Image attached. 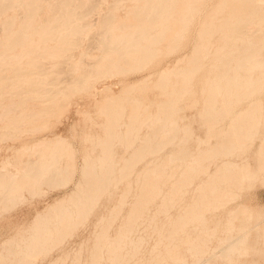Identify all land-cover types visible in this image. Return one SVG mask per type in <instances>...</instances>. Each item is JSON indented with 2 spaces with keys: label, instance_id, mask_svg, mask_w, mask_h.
Listing matches in <instances>:
<instances>
[{
  "label": "rangeland",
  "instance_id": "1",
  "mask_svg": "<svg viewBox=\"0 0 264 264\" xmlns=\"http://www.w3.org/2000/svg\"><path fill=\"white\" fill-rule=\"evenodd\" d=\"M51 1H53V0H51ZM89 1H91V0H88V2ZM99 1L93 0L94 3L92 1L88 3L87 0H85L86 3L83 2L84 3L83 5L87 8L94 6V9L89 10L87 12L88 16H86L85 19L83 20V22L87 21L90 24V27L87 30L88 35H90L91 33L92 34L89 36V38L86 37V36H88L86 34L84 36H82L81 37L82 39L80 38V40H81L80 46H77L71 50V52L69 53L71 56L70 55H68V56L71 57V61H73V62L78 60L80 57V53L82 51H84L85 55H83V57H82V59H84V63L87 61L86 62L87 64L89 63L91 65L93 63L91 66H94V63L96 62V59H97L96 57H98L99 53H97L98 51H95V48H94L92 43H93L94 39L97 38L96 36H98V34H97V33H99L98 30L102 29L101 25L99 26V22H101L100 19L102 18L103 13L105 14L107 11V8H109L107 6H110L113 9L112 12L114 14V22L118 23L122 19H125L128 17L127 15H129L131 13V11H130V10H132L131 8L134 9L135 7H138L141 5V1H139L137 3L136 0L135 1L134 0H131V1L130 0H119L120 2H118V4L116 2V5L112 4V6H111V3L113 2L112 0H99ZM116 1H118V0H116ZM181 1H180V3H181ZM238 1L239 0H237V1L236 0H234V1L233 0H194V1L188 0L187 1L186 0V2H184V0H183L182 4H179V6L177 5L172 9V12L170 10L171 13L168 12V15H171V16H168L167 21L165 20V22L166 23L168 22L169 27L167 28V30L164 31L163 38L161 39V42L159 40L160 43L158 42V43H156L157 45H155V44L153 45V47H155V49L159 48V49H156V53H155L156 55H154L149 60V62H147V64H143L144 66H141L139 69L136 68L135 70L131 69V71L127 70V71H124L123 73L121 72V73H115V74L110 75V76H104V77H99V78L97 77V79L95 78L96 80L94 79L93 82H91L90 86H88L87 88L76 90V91H74L75 93L72 92L73 94L70 93L69 96L67 97L66 101L62 102L63 104H61L60 106H58V105H59L61 98L60 97L57 98L58 103H57V101H54V103L56 102L58 105L56 103L53 104L55 106L51 109L52 111L51 110L47 111V109L51 108V107H48V105L46 106L47 109H43L44 112L42 109L38 110V108L42 104V102H40V100H38V101L28 100V101H25L21 105V107L19 108L18 114H26V113L28 114V112H29V114H28V117L23 120V122H25V123H22V127H21L22 129L19 132L15 133V136H11V137H8L7 139L0 140V168L3 166L2 163L5 164L7 162H10L8 164H5V166H6L5 169L9 170L10 172L17 171L15 169H17L18 166H20L21 164L23 165V163L26 164L28 159H30V154H29L30 150L29 149L33 148L32 145L38 142L37 144H39V143L40 144L35 145L36 147H38V148H36V151H37V153L39 152L38 154H40V155L42 154L41 156L43 158L46 156L44 158L45 163H46V160L47 161L49 160V157L51 158V156H54V155H56V153H58L57 154L58 156L56 159L57 163L52 167V169L54 167L55 168L52 171H51V169H49L47 171L46 175L52 176V173H54L55 171H57L60 168L61 169L55 175L56 183L46 180V181H44L43 184L40 185V187L38 189L40 191L37 190V192H35V194L33 193L32 195L26 190L23 191V198L20 200H16L13 203L7 202V204L12 205V207L10 206L9 208H7L5 210L4 209L2 210L3 203L0 204V253H1L0 254V261L5 260V261H7V263H10L11 257L13 256L10 252L19 251L24 247L23 240L28 239L30 237V235L32 234V224L35 221L37 214H41V213L42 214H48L49 207L52 206L53 204H56L57 202H59V200L61 201L60 202L61 208L69 207L70 210L73 211V217L74 218L76 217L77 213L74 212L75 206L73 205L71 199L73 197H75V198L77 197L75 193H79V194L83 193L85 186H86L85 175L83 174V168L89 164L90 167H95L96 173H98V174L100 173L99 174L100 176H102V173L104 170L106 172V169L109 168L108 179L105 182L106 184H104L105 188H103L102 193L98 196L97 201L88 210L86 217L83 219L82 223L77 225L75 228H72L71 230H69L68 231L69 233L68 232L66 233L67 236H66V234L64 235L65 239L63 238V241L60 244L54 245L46 254L38 255L32 264H49V262H51V260L52 261L55 260L54 261L55 264H58V263L60 264L61 261L63 262V264H91L92 263L91 262L92 254L91 253L93 252V250L96 249L95 244H94L95 239H96L95 233L100 231L103 228V227H101L103 225H106V227H107L105 229L107 232V233L106 232L105 233L107 235L105 234L104 237L108 236V239L110 238V240L113 239V237L115 235H119V237H120V235L122 234L120 237V240L117 238L118 236L117 237L115 236L116 238L114 237L115 240L116 239L119 240L118 241L119 244L117 243V245H116L117 241H115L114 245L116 246V248L117 247L118 248L117 249L113 248L114 249L113 252L116 250L117 252H119L120 255H119V257L117 256L118 253H117V255H115L118 258H116L114 255H112V254H116V252L110 253V250H112V249L109 250V248L107 247V245L109 246V244L112 242V240H111V242L109 240V244H107L108 241H107V243L105 242L106 241L105 239H107V238L103 239L104 237H102L101 239L103 241L100 240L101 242L99 243L101 246L93 254L94 257L98 256V258L96 257L98 262L95 261L96 260L95 259V260H92L93 261L92 264H95V263H97V264H99V263L100 264H112L113 262L115 263L112 256L115 257L116 259H118L119 264H142V263L144 264L145 262L148 263L149 260H150V264H153L154 263L153 261L155 258L156 259H155L154 264H176V263H179V264L202 263L203 264V262H204V264H264V177H263L264 176V170H261L259 168L260 164H261L259 162L262 161V158H261V161L259 160L260 159V156H259L260 150L259 149H261L260 148L261 146L259 147V145H261L260 142H262V144H264L263 143L264 142V78H262L263 83H261V85L259 87L260 89L258 87L253 89V90H255V92H253V90H252V93L251 92L247 93V92H249V90H246V88H244V90H246V96L242 97V99L240 98L239 102H238V100L236 101V99L231 98L230 100H235V101H234V103L230 101L232 104L228 103V104H231L229 106L230 110H228L229 108L227 109L228 105L225 103L226 102L225 97H224V99H222L223 96H226L223 94V93H225L224 90H221L219 93L221 95V92L223 91V93H222L223 95H221V98H220V95L217 96V98H216L217 102H216V100H215V103L214 102L212 103V101L210 102L209 100L206 101L207 100L206 96H208V94H209L208 92H206L207 88L209 86L208 84H210V82L215 77V76L214 77H212V76L215 75V73L218 74L219 70L221 68H223V66L225 67L226 64H229L230 73H232L233 69H231V68H235L234 65L242 58L243 55H245L248 52L246 50L250 47H254L256 49L255 55L257 57L264 59V47H263L264 46V36H263L264 35V21H263V19L264 18L261 16L264 14V13H262L264 11L260 12L261 10H263L262 8L264 7L263 6L264 4H262V3H264V2L261 3L260 1H249V0H243V2H242V0H241L242 4L240 1H239V3H240L239 4ZM246 1H248V2H246ZM134 2L137 4H135ZM191 2H193V5H191L192 4ZM244 2H246V3H244ZM46 3H48L49 5L46 6ZM91 3H93V4H91ZM184 3H186L187 5ZM194 3H195V6H194ZM219 3H221V4H219ZM235 3H236V5L239 4L240 7L236 6L237 8H235ZM251 3L254 4V7L259 8L257 10L260 12V14L258 13V11H257V14L254 12V11H256L255 10L256 8H254L253 4L251 5ZM257 3H259L260 6ZM50 4H51L50 0L43 1L44 7H43V10L39 13V15H37L38 21L39 20L43 21L48 17V15L50 14V11H49L50 8L48 9L47 7H49ZM88 4H89V6H88ZM132 4L134 6L135 5L136 6L134 7V6H132ZM217 4H218V6H216ZM248 4H250V5H248ZM113 5H114V7H113ZM183 5H185V6L189 5L188 7L193 6L196 9L193 10L194 13H192V15L191 14L189 15L190 16V18L188 17L189 21L182 28V30H180L178 32L179 37L177 38L176 43H174L175 38L173 39V37L175 36V33H174L175 28L173 25L181 17V14H183V13H181ZM245 5L248 7H245ZM185 6L183 7V9L187 8ZM261 6H263V7H261ZM242 7L246 8V9H244V11H245L244 14L247 15L250 13L249 15L255 14L256 16L253 15V17H252V15H251L252 18L250 16L248 17L249 19L247 18L249 28L245 29V31H247L246 33L250 32V34L248 35L246 33H243L237 39L236 37H232L231 34H234L235 27H236L235 24H236V17L237 16L235 13L238 11L237 9H239V8H241V10L243 11ZM248 8H250V10H252V8H254V11L252 10L249 12ZM228 9H230V11ZM232 9L234 10L233 12H231ZM247 9H248V11L246 13ZM214 10H216V12ZM239 11H240V9H239ZM242 11H240L239 14L240 13L243 14ZM231 13L232 14L234 13L235 16L233 15L234 16L233 17L231 15ZM6 15H15L16 18H15L14 25L16 26L18 24V21H19L18 20L19 19L18 18V15H19L18 8L17 9L13 8V9L7 11L1 18L3 19L4 16H6ZM237 15H238V13H237ZM177 16L179 17L178 19H177ZM226 16L228 19H226ZM257 16L262 17L261 18L262 21L260 20V22H259L258 20L260 17L258 18ZM1 18H0V22L2 21ZM255 18H257V19H255ZM212 19H213V21H212ZM208 20H210V21H208ZM257 21L259 23H257ZM225 23L228 25H226ZM231 23H233V24H231ZM252 23L253 24L257 23V24L253 25ZM248 25H247V27H248ZM251 25H253V26H251ZM98 27H100V29ZM159 28H160V26H157L156 28H154L152 30V32H155V30L158 31ZM250 29H254L253 30L254 32L252 30L250 31ZM251 37H253L252 40H251ZM172 39H173V43L175 45L174 44L170 45L172 42L170 44H168ZM205 39H206V41H205ZM241 39L243 40L244 43L240 42ZM248 40L251 44L248 42ZM258 42H261V43L258 44ZM201 43H203V44H201ZM254 45L258 47V50H257V47H255ZM258 45L260 46V48ZM88 46H90V49H88L89 48ZM167 47L169 50H167ZM242 51H244V52H242ZM95 52H96V54H95ZM226 53L228 55H226ZM236 53H237L238 57H237V55H235ZM241 53H242V55H241ZM86 55H88L89 57L90 56L93 57V55H94L96 57H93V59H92L93 62H92L90 59L91 57L90 58L89 57L84 58ZM190 57L191 58L193 57V59L199 60L198 62H197V60L195 61L198 64V66H197V64L195 63V65H196L195 70H197V71L194 72V74L192 75V77L188 83V86H187L188 89H187L186 93H184L181 96L178 103L176 104V106H178L176 112L173 114L172 117H170L166 120V125L164 127H162L161 129H157V128H155L154 123L151 122L152 125L149 123H150V121H152V119L156 115L162 116L161 115L162 113L159 111L158 108L159 107L162 108L164 102H166V100L168 99L165 96H168V94H169L168 92L170 91L169 88L172 87V89L173 88L176 89V88H178V84H181V75L179 74V72L182 73L181 71H183L184 68L185 69L191 68L193 66L194 61ZM58 58L64 59V56H59ZM94 58H96V59H94ZM217 58H218V60H217ZM223 58H225V60H227V61L229 60L228 61L229 63H226L227 61L224 60V61H222V62H224L222 65L220 60H223ZM190 59L193 61L192 63L190 61H188ZM94 60H95V62H94ZM187 61H188V63H187ZM200 61L202 62V64ZM212 61H215V63H213ZM217 61H219L221 64H219V62H217ZM233 62H235V63H233ZM212 63L215 64V66H212L211 65ZM216 63L222 67L221 68L219 66L217 67ZM97 64H98V62H97ZM199 64H201V65H199ZM45 65L49 66L50 63L47 61L45 63ZM90 65H87V66H90ZM210 66L212 67V72H214V74L212 72H210L211 71ZM66 67H68V64H66V65L63 64L61 67H59V68H62V70H61V72H58V74L62 78L64 76L67 77V75L69 73H71L72 76H75V75L77 76V73L79 74L78 70H75V71L74 70L73 71L67 70L68 68H66ZM172 67H175V68L171 69ZM179 67H180V69H179ZM59 68H57V69L59 70ZM214 69L216 72L214 71ZM263 69L264 68H261L260 70L262 71ZM171 70H172V72H171ZM223 70H221L220 73ZM242 70H244V68H242L241 70L238 71V72H240L238 75L239 78L237 77V79H239V81H240V79H242L243 76H245V75H247V73H249V72H247L248 70H246V68L244 71H242ZM68 71H69V73H68ZM70 71H72V72H70ZM261 71H259L258 68H257V70H256V68L253 69L252 76L253 77H256L257 75L261 76L259 74L260 73L264 74V70L262 72ZM163 72H167L168 74H170V77H169L170 79H169L168 84L166 86V89L167 88L169 89V90L167 89L168 90L167 93H164L167 90L161 92V89L158 87V84H157L161 74L163 75ZM158 74H160V76ZM174 74L179 76V77L177 76L178 77V79H177L178 83L177 84L175 83L177 77L176 76L174 77ZM210 76H211V78L208 79L207 77H210ZM155 80H156V82H155ZM127 85H132L133 87L131 86L132 87L131 88L130 86H127ZM125 87L131 88V89H128L129 90L128 91L125 89ZM204 87H206V89ZM201 89H203V90H201ZM125 90L128 92H126ZM244 90H242V91H244ZM205 94H206V96H204ZM248 94H250V96ZM126 95H129V96L132 95V96H130V98L138 99V100H136L138 102V108H137L136 113L140 114L137 116V119L134 122V128L131 130L130 133L126 132L127 128H125V127L127 126L128 121H129L128 115L131 114L133 109H132V106L129 104L130 102H128L125 99ZM113 96H116V97L119 96L120 97V98H116L117 99L116 101L120 100L121 102H120L119 106L115 107V110L120 112L121 116H120V120H119V126L116 130L117 136L112 141L113 147H112L111 151L108 153L107 159L102 162V159L104 156L103 154H105V153L102 152V149H100L101 146L99 144V140L103 139V137L105 135L104 124L107 122V114L104 113L102 111V109L105 107L106 101L108 102L109 97L111 98ZM203 98L206 99L205 102L203 101ZM255 98H257L258 100ZM221 100H224V103H223L224 106L223 107H226V109L229 112L226 113V111H225L226 109L221 108V106L223 105L222 104L220 106V102H222ZM252 101H254V102H252ZM7 102H8L7 98L5 100H2V101L0 99V103H2V104H6ZM206 102L211 103L210 106H212V104H214L213 106L215 109L221 110V112L218 111L220 113L215 114V118L217 119V121H216L217 125L215 127V124H214L213 133L218 131V132H216V134L217 133L220 134V131H222L221 133L228 134V130H230V128H227L228 126L230 127V126L234 125V123L236 124L237 122H238L237 125L245 124V122L242 123L243 119H241L242 117L240 118V116H239V114H240L239 110L241 111L244 108L246 110L245 113L247 114L248 109L252 107V106L250 107L248 105L249 103L250 104L254 103L253 105H255L257 107L256 111L253 108L252 112L254 113V111H255V116L258 117L257 120L259 122L255 121L256 123H258V125L255 124V125H257V128L255 126V130L256 129L257 130H256V132L254 131V135H253L251 140H248V141L245 140V143L243 141L236 140V142H235L236 148H235L233 154L229 157L218 155V156H216V158H212L211 161L209 160L210 157L208 160L203 159L201 166L203 164L204 165L201 168H203L206 165L205 167L208 166L207 167L208 169L207 168H206L207 170L202 169L204 172L199 174V172L201 171L199 168L200 166H199L196 169L199 168L200 171L198 170V172L196 174L195 173L196 172L195 171L196 165L194 164L195 163L194 161H196V159H197L196 155L200 156L201 153L204 155V154H206L205 149L208 150L210 147H212L216 144H219L220 139H221V142H223V139L226 140L225 139L226 137L224 138L223 134H220V136H217L218 135L217 134L216 137H212L214 135H212V136L209 135L210 138L207 141L208 134H210L208 132H210V131L206 132V128L207 127L210 128L211 120H210V116L208 115L209 112L207 113V111H209L207 109L208 108L210 109V106H208L209 103H206ZM235 102H237V103H235ZM44 103L47 104V102H43L42 107H40V108H45V107H43V105L45 106ZM122 104H124V105H122ZM121 105H122V107H121ZM157 106H158V108H157ZM205 106H208V107H205ZM217 106L219 107V109ZM56 107H57V109H56ZM118 107H120V108H118ZM154 107H156V108H154ZM245 107H247V109ZM34 110H35V112H32ZM245 110H242V111H245ZM140 111H142V112H140ZM222 111L223 112L225 111L224 114L222 113ZM30 112L32 114L33 113L34 114L30 115L31 114ZM41 112H43V113H41ZM47 112H48V114L46 115ZM159 112H160V114H159ZM216 112L217 111H215V113ZM252 112H250V113H252ZM39 113H41L40 116H39ZM205 113H207V114H205ZM258 113H260V115H259L260 117L258 116ZM18 114H16V115H18ZM42 114H43V116H42ZM200 115H201V117H200ZM218 115H219V117H218ZM242 115H243V113H242ZM10 116L8 115V116L0 119V127H1L0 131L3 130V127L8 122L7 118H9ZM30 117L31 118L33 117V119L31 120ZM203 117H207V118L205 119ZM232 117H238L241 120L239 121L238 118H232ZM246 117H245L244 121L246 120ZM211 118H213V117H211ZM219 118H223V119L221 121H218ZM254 118L255 117L253 114V118L251 117V120H249V118H248L246 122H248V121L251 122L252 120L254 121ZM45 119H48V120L45 121ZM149 119H150V121H149ZM233 119H237V122L234 121ZM255 120H256V118H255ZM230 121H231V123L232 122H234V123H232V125H230L229 124ZM144 122H146V123H144ZM138 123L140 125H138ZM169 123L176 124L177 130L174 131V130L168 129ZM239 123H241V124H239ZM34 124L36 126L38 125L40 127L38 128V126H37L36 129H33V128H35ZM32 125H33V127H32ZM135 127H137V129H135ZM25 128H27V129H25ZM208 128H207V130H208ZM156 130H158L159 132ZM188 130L191 132L189 133ZM153 131L155 133H153ZM224 131H226V133ZM171 132H172V135H171ZM135 133H136V136H135ZM213 133H211V134H213ZM237 135H239V134H237ZM153 136H154V138H153ZM218 138H220V139L218 140ZM97 140H98V142H97ZM125 140H126V142H125ZM242 140H244V139H242ZM157 142L161 143L162 147L157 151H153V148L156 146V144H158ZM239 142H242L244 144V146H246V147L244 148L242 143H240V145H239L238 144ZM246 144H250L249 147H247L248 145H246ZM25 145H27L29 149H20V148H25L26 147ZM141 145L142 146L146 145L145 146L146 150L144 152H146V151H148V152L144 153L143 154L144 156L143 155L141 157L136 156L137 159H140V160H137V159H135V155H137V152L139 150L138 148L142 147ZM126 146H129V147H126ZM53 147H55L56 149ZM50 148L52 149V151L54 153L52 151H51L52 153L49 152V150H51ZM241 148H242V150H241ZM57 149H59V150H57ZM239 149L241 152L243 151L242 154L240 153ZM204 151H205V153H204ZM47 152L49 154H51V156L48 154L49 155V157H48ZM149 153H151V154H149ZM171 155H173V156H171ZM165 157H166V159H164ZM60 158H62V159H60ZM125 158H127V159H125ZM228 158H229V160L235 162L238 167H240V166L245 167V165L247 164L248 165V167H247V171H248L247 177L248 178H249V176H253L254 173H256V175L250 179H247L246 176L243 177V179L241 181L242 183L240 186L238 184H236L234 179L232 181L230 178H229L230 180H227L228 178H226V180H227L226 181L224 178H223L224 179L223 180L221 177V178H218L219 182L216 179V181H217L216 184L217 183L220 184V179L223 180L222 182H224V183L221 182L222 186L220 187L221 184L220 185L217 184L218 187H217V185H216V187L218 188V190L220 188L219 192H221V191L227 192L228 196L227 195L226 196L228 197L229 201H228L227 197H225L223 195V193L221 192L222 198L224 200L226 198L227 202L225 203L224 200H223L224 201L223 202L222 199H219L220 197L219 198L216 197L217 199L221 200V202H223L222 205H220L221 204L220 201L217 200L220 203L219 204L215 200L214 205L212 203L210 204L211 206L213 205L215 208L212 206L213 209H210L211 208V206H210V208L207 209V207H209L207 205H209V204L207 203L206 200L209 197V195H211L212 191H209L210 194H207L208 189H205L204 190L205 193L203 192V194L204 195L206 194L205 195L206 198H204V200H202L203 198H201L200 201L197 202L199 200V197H201V196L198 197V195H199L198 193L202 192L201 191L202 189H198V187L202 186L203 183H205V181L209 179L208 176H210L211 173L214 172L213 171L214 167L217 166V164L219 165L221 160L228 159ZM133 159H135L137 161V163ZM127 160L132 161L133 167L131 166V168L128 169L129 173L124 175V173L122 172V169L125 166L124 161L127 162ZM161 160H163V161H161ZM164 160H168V161H166L167 163ZM92 161H93V164L91 163ZM209 161H210V163L207 164ZM158 162L164 163L165 166H164V164L163 165L161 164L162 166L160 165L161 166V168H160L158 165L160 163H158ZM189 162H190V164H188ZM100 163H102V165H103V167H101L102 169L99 167V166H101ZM57 164H59V165H57ZM60 164L61 165L63 164L62 165L63 167L65 164V167L64 168L61 167ZM105 164H107V165H105ZM122 164L124 165L123 167H122ZM16 165H18V166H16ZM15 166H16V168H15ZM68 166H69V168H68ZM192 166L194 167L195 172L193 170H191V171H193L192 173H194L196 175V177H193V178L190 177L191 173L189 172L190 168ZM257 166H259V167L257 168ZM154 167L156 169L158 168L157 171L155 170ZM150 168H152L153 171L151 170L152 173L148 175L145 172L148 169L147 172L150 173ZM159 169H160V171H162L161 169H164L161 172L162 175H161ZM215 169H216V167H215ZM257 169H258V171H257ZM259 169L262 172H259ZM105 172H104V174H105ZM154 172H155V176L160 174L161 178H157L158 180L160 179L159 182L155 178V176L153 178L151 177L150 181H149V179L146 178L147 176L148 177L153 176ZM163 172H165V173H163ZM181 172H183V173H181ZM184 172L187 173L190 178H192V180L190 179L191 183L189 181H187V182H189V184L186 182L188 184L186 186H185V183L184 184L181 183L182 177L179 176L181 174L183 176ZM220 172H218L219 176L222 175ZM141 173L142 174L145 173L147 176L144 174L145 175V178H144V177H142L143 175ZM206 173H207V175H206ZM164 175H166V176H164ZM167 176L170 178H167ZM192 176H193V174H192ZM141 177L143 179H147V180L143 181V179ZM163 177L164 178L166 177L164 179V181H163ZM178 177H179V179H178ZM206 177H208V179ZM22 178H23V176H22ZM22 178L20 179V177H18V179L21 180L22 182H25L26 180H27L26 182H28V179L23 178L24 180H22ZM205 178H206V180H205ZM176 179L179 181V183L183 184L184 187H181L180 185H179L180 186L179 187L178 186L179 183H178V181H176ZM109 180H111V181H109ZM152 181H153V183H152ZM174 181L178 183L177 184L178 189L176 190L177 193L172 196L169 194V192H171L170 187H172L174 185L173 184ZM229 181H231L232 183L234 182V183L232 184L230 182V184H232V185L228 186ZM145 182H147L150 186H153V187L157 186L158 187V190L156 193L157 196H154L155 198L153 197V200L152 199L150 200L151 202L149 201L147 203V201H146L145 202V203H147L146 206H145V203L143 204L145 206V208H144V206L142 207V205H141V208L138 207L143 212H142V214H140L141 213V210H140V213L137 215V217L138 216L139 217L135 219V221L132 223V225H133L132 226L129 223V220H128V223L126 222V220L129 219V217H127L128 213H131V212H127V211L130 209L129 207H131V203H133V201L135 199L137 200L138 196H139L138 199H140V195L138 192H139V189L141 187H142L141 189H143ZM141 183L143 185L139 188V185H141ZM170 183H172L173 185L171 186ZM197 185H198V187H197ZM234 185L239 186V189L234 188L233 187ZM177 186H176V188H177ZM169 188H170V191H169ZM221 188H224L225 191L223 189L221 190ZM172 191L174 192V188L172 189ZM183 191H185V192H183ZM228 191L230 193H228ZM141 192H142V190L140 191V193ZM234 192L236 194H234ZM123 193H124V195H123ZM231 193H232V196L236 195V197L229 196V194H231ZM166 194H168L167 196L170 195L169 197H171V196L173 197V198H171V201L173 203L171 201H169L172 204H170L168 201H166V199H165V198H167ZM120 196H121V198H120ZM195 197L196 198L198 197V199L194 200V199H196ZM168 199L170 200V198H167V200ZM172 199L176 200V201H173ZM136 200L134 201V204L138 202ZM193 200L195 201L194 203L197 204L196 207H200L202 209L203 208V207H201L202 203H204L207 206V207L205 206L203 210L198 208L199 210H201L200 212H202L203 216L200 215L199 217H197L198 219L196 218V219H194V221H192L194 216L190 215L191 213L189 212L190 214H188V216H191L190 219L191 218L192 219L189 220V217H187L188 218L187 220H188V222H190V221H192V222H190V223L187 222V224L185 226H183V227L181 226L182 228L179 229L180 228L178 225L179 223H176V222H179V221H177V219H179L178 218V217H180L179 215H184V213L182 211L184 210L185 206L186 207L188 206L191 209H193L191 206H189L192 204L191 202H193ZM203 201H206V202H203ZM200 202H201V206H199ZM216 202L218 203V205L215 204ZM162 204H168L169 205L167 207L168 209H167L166 213L162 212V210H161L162 207L161 208L159 207ZM204 204H203V206H204ZM157 205H158V208H160V209L157 208ZM215 205H217V206H215ZM118 206H119V208H118ZM133 207H135V205ZM133 207H131V209ZM157 209L159 211L160 210L161 211L160 212L155 211ZM191 209H188V211ZM206 209H207V211H205ZM234 209L236 210L235 211L236 214L234 211H232ZM111 210H113V212ZM115 210H118V211H115ZM186 211H187V209H186ZM186 211L184 210V212L187 215ZM203 211H205V212H203ZM231 211L234 212V215ZM50 212H51V210H50ZM231 215H233L235 218L232 219ZM101 217H102V219H101ZM150 217H152L153 219L151 220ZM201 217H203V219ZM111 218H112V221H111ZM99 219H101V220L99 221ZM201 219L204 221L202 222ZM175 220H176V222H175ZM107 223H110V224H108L109 226L107 225ZM125 223H127V224H129V226H131V228L129 230L125 231V229H128V227H125ZM174 223H176L178 226L174 225ZM145 226H147V227H145ZM172 226H173V228H174V226H176L175 229L177 227H179V228H177L175 231V229H173ZM123 227H125V228H123ZM99 228H100V230H99ZM243 228H244V230H242ZM202 229H203V231H202ZM102 230H104V229H102ZM200 230L202 233L200 235H198ZM119 231H121V232H119ZM169 231H171V232H169ZM100 232L102 233V231H100ZM100 232L98 234H101ZM159 232H161L163 235L159 234ZM196 234H197L198 238H196V236H195ZM159 235H162L164 238L163 237L161 238V236H159ZM164 235H167V237L169 235L171 238L170 241H169V239H168V242L166 240H164L165 239ZM232 236L235 239H237V238L239 239L240 237L245 236V239L242 240L243 238H241L240 240H242V241L240 243H237L240 240L235 242L237 244L234 243L235 246L233 249H235V250H232V252L231 251L229 252V253H231L230 257H229V255H222L221 254L222 253L221 244L224 245V242L226 244V241L231 240ZM186 237L191 238V241L193 239L194 242L193 241L192 242L195 245V247L198 244L200 247H201V245L202 246H204V245L208 246V247L204 246L203 250H206V248H208V249H207V251H205V253L203 251L201 252V255H202L201 259H200V255H197L194 252H193V254L192 253L190 254V252L193 251L194 245H192L190 250L187 249L188 247H190L191 242H189V246H188L185 243V241L188 242V239L187 240L185 239ZM192 237H195L198 240L195 241V238H192ZM157 238L159 239V241ZM114 239H113V242H114ZM201 239H203V240L206 239L205 241L207 244H203V241ZM225 239H227V240H225ZM129 240H131V243ZM135 240H137V242H134ZM18 241H19V243H18ZM205 241H204V243H205ZM134 243H136V245ZM114 245H113V247H115ZM130 245H132V246H130ZM164 246H166V247H164ZM195 247H194V250L196 249L195 252H199L198 254H200V251H197L198 249ZM200 247H199V250L203 248V247H201V248ZM213 247H215V248H213ZM216 247H219V248H217V251L214 250V249H216ZM167 248L170 249V253H168V255H166V253L168 252ZM210 248H213V251H214L213 253H212V249H210ZM118 250H120V251H118ZM166 250H167V252H166ZM97 252H99V254ZM122 253L125 255H123ZM131 253H132V255H130ZM208 253H211L210 254L211 256L208 255ZM194 254H196V255H194ZM63 255H65V256H63ZM123 256H124V258H123ZM197 256L199 257L200 260H198ZM94 257L92 259H94ZM56 258H57V260H56ZM122 258H123V260H122ZM151 258H153V259H151ZM178 258H181V259H178ZM112 260H113V262H111ZM94 261H95V263H94ZM52 263L53 262H51V264Z\"/></svg>",
  "mask_w": 264,
  "mask_h": 264
},
{
  "label": "bare ground",
  "instance_id": "2",
  "mask_svg": "<svg viewBox=\"0 0 264 264\" xmlns=\"http://www.w3.org/2000/svg\"><path fill=\"white\" fill-rule=\"evenodd\" d=\"M43 1H47V0H0V18L9 10L13 9V8H18L19 10V15H18V24L15 26L14 25V22H15V18L16 16L15 15H6L4 16V18L2 19V21L0 22V99L1 101L2 100H5L7 98L8 102L6 104H2L0 103V119L6 117V116H10L8 119V122L6 123V125L3 127V130L0 131V140H3V139H7L8 137H11V136H15V133L19 132L22 128V123H25L23 122V120L25 118L28 117V114H18V111H19V108L21 107V105L25 102V101H28V100H40V102H47V104H45V106L43 105V107L45 108H40L42 107V104L41 106L38 108L39 109H47L46 106L48 105V107H51L50 109H47V111L51 110L55 105L54 101H57V98H61L60 102H59V105L57 104L58 101H57V105L60 106L61 104H63L62 102L66 101L67 97L69 96L70 93L76 91V90H80V89H85L87 88L88 86H90L91 82H93V80L97 77H104V76H110V75H113L115 73H123L124 71H127V70H130L131 69H136V68H140L141 66H144L143 64H147V62H149V60L154 56L156 55V49H159V48H156L153 47V45H157L156 43L161 42V39L163 38V33L165 30H167V28L169 27V24L168 22L166 23L165 20L167 21V17L168 16H171V15H168V12H172V9L175 7V6H179V4H182V1L181 0H136V2L138 3L139 1H141V5L138 6V7H135L133 4L132 6H134L135 8H131L132 10L131 13L129 15H127L128 17L125 18V19H122L121 21H119L118 23H115L114 22V14H113V9L110 7V6H107L109 8H107V11L106 13L104 14L103 13V16L102 18L100 19L101 22H99V26L101 25L102 27V31L101 30H98L99 33L98 36H96L97 38L94 39L93 41V46L95 48V51H98L97 53L98 54V57L94 56L93 57H96L94 59H96V62L94 60V66H91L89 63L86 64L87 65H90V66H87L85 63H84V59H82L83 55H85L84 51H82L80 53V57L78 60L76 61H71V55L69 54L71 52V50L77 46H80L81 44V40L80 38L82 36H84L85 34L88 35L87 33V30L89 29L90 27V24L86 21V22H83V20L85 19L87 15V12L89 10H92L94 9V6H91L90 8H87L85 7L83 4L86 3L85 0H53L50 4L49 7H47L50 11V14L48 15V17L43 20V21H38L37 20V15H39V13L43 10ZM93 2V0H91ZM89 1V2H91ZM97 1V0H95ZM99 1V0H98ZM114 3H113V2ZM110 3H111V6L112 4H115L116 5V2L118 4V2H120L119 0L118 1H114L112 0ZM131 1V0H130ZM135 1V0H134ZM181 1V3H180ZM188 1V0H187ZM194 1V0H192ZM234 1V0H233ZM237 1V0H236ZM241 2V0H239ZM238 1V3H239ZM249 1H260L261 3L264 2V0H249ZM84 2V3H83ZM88 2V0H87ZM88 2V3H89ZM100 2V1H99ZM98 2V3H99ZM184 2H186V0H184ZM243 2V0H242ZM241 2V4H242ZM248 2V1H246ZM244 2V3H246ZM259 2V3H260ZM45 3V2H44ZM94 3V2H93ZM91 3V4H93ZM135 3V2H134ZM135 3V4H137ZM193 5V2H191ZM237 3V2H236ZM235 3V8H237L236 6L240 7L239 4L236 5ZM257 3V4H259ZM260 3V4H261ZM97 4V3H96ZM186 4V3H184ZM201 4V3H200ZM221 4V3H219ZM253 3H251L252 5ZM256 4V3H255ZM259 4V6H260ZM264 4V3H262ZM49 5L48 3H46V6ZM99 5V4H98ZM187 5V4H186ZM224 5V4H223ZM250 5V4H248ZM45 6V7H46ZM89 6V4H88ZM97 6V5H96ZM185 5H183L184 7ZM189 6V5H188ZM188 6H185L187 8H184L182 7V10H181V17L179 18L177 16V21L175 22V24L173 25L174 28H175V36L173 37V39L175 38V42L177 41V38L179 37L178 35V32L180 30H182V28L187 24V22L189 21L188 19L190 18V14L192 15V13H194V9H196L195 7H188ZM194 6H195V3H194ZM218 6V4L216 5ZM257 6V5H256ZM258 6V7H259ZM264 6V5H263ZM261 6V7H263ZM114 7V5H113ZM233 7V6H232ZM244 7V6H243ZM243 11L240 9V11H242L243 14H239V9H237L238 11L235 13L236 16V27H235V32L234 34H231L232 37H236L238 39V37H240L243 33H246L247 31H245V29L249 28V25H248V22H247V18L251 15L249 14H244V9L246 8H243ZM245 7H248L245 5ZM253 7H254V4H253ZM96 8V7H95ZM219 8V7H218ZM223 8V7H222ZM221 8V9H222ZM254 8H256L254 11ZM252 8V10L257 14V7H254ZM109 9V10H108ZM249 9V12L252 11ZM248 9L246 10V13L248 11ZM263 10H261L260 12L264 11V7L262 8ZM176 10V9H175ZM219 10V9H218ZM230 11V9H228ZM94 11V10H93ZM216 12V10H214ZM234 10L232 9L231 12H233ZM92 12V11H91ZM170 12V13H171ZM180 12V11H179ZM253 12V13H254ZM260 12L258 11V13L260 14ZM228 13V12H227ZM226 13V14H227ZM232 14L231 15L235 16V14ZM238 13V15H237ZM264 13V12H262ZM261 13V14H262ZM229 14V13H228ZM121 15V14H120ZM255 15V14H253ZM252 15V17H253ZM233 16V17H234ZM256 16V15H255ZM263 18H264V14L261 15ZM189 17V18H188ZM232 17V18H233ZM243 17V18H242ZM251 17V18H252ZM258 18L260 16H257ZM262 17L259 18V22L260 20L262 21ZM39 18V17H38ZM226 19L227 16H226ZM235 19V18H234ZM249 19V18H248ZM257 19V18H255ZM252 20V19H251ZM210 21V20H208ZM213 21V19H212ZM220 21V20H219ZM226 21V20H225ZM257 21V23H259ZM264 21V19H263ZM218 22V21H217ZM101 23V24H100ZM212 23V22H211ZM221 23V22H220ZM227 23V22H226ZM225 23V24H226ZM257 23H254V24H257ZM233 24V23H231ZM253 24V23H252ZM253 24V25H254ZM228 25V24H226ZM248 25V27H247ZM251 25V26H253ZM157 26H160L159 30H155V32H152V30L154 28H156ZM207 26V25H206ZM214 26V25H213ZM223 26V25H222ZM262 26V25H261ZM202 27V26H201ZM100 29V27H98ZM217 28V27H216ZM233 28V27H232ZM249 30V29H248ZM253 31L254 29H250V31ZM97 31V30H96ZM101 31V32H100ZM257 31V30H256ZM92 32V31H91ZM209 32V31H208ZM254 32V31H253ZM94 33V32H93ZM96 33V32H95ZM92 34V33H91ZM90 34V35H91ZM96 34V35H97ZM246 34H250L249 33H246ZM86 36L89 38V36ZM165 35V34H164ZM178 35V36H177ZM210 35V34H209ZM204 36V35H203ZM264 36V35H263ZM94 37V36H93ZM82 39V38H81ZM173 39L168 43L171 44H174L173 43ZM253 39V37H251V40ZM255 40V39H254ZM263 40V39H262ZM206 41V39H205ZM261 41V40H260ZM159 42V43H160ZM220 42V41H219ZM242 43L243 40L241 39ZM249 42V40H248ZM254 42V41H253ZM84 43V42H83ZM224 43V42H223ZM241 43V44H242ZM250 43V42H249ZM255 43V42H254ZM261 43V42H258V44ZM203 44V43H201ZM234 44V43H233ZM251 44V43H250ZM175 45V44H174ZM227 45V44H226ZM244 45V44H243ZM91 46V45H90ZM90 46H88L90 49ZM168 46V45H167ZM249 46V45H248ZM247 46V47H248ZM255 46V45H254ZM259 46V45H258ZM164 47V46H163ZM169 47V46H168ZM167 47V50H169ZM257 47V46H255ZM264 47V46H263ZM241 48V47H240ZM260 48V46H259ZM85 49V48H84ZM97 49V50H96ZM195 49V48H194ZM193 49V50H194ZM245 49V48H244ZM243 49V50H244ZM263 49V48H262ZM220 50V49H219ZM257 50H258V47H257ZM246 51H248L245 55L242 56V58L234 65L235 68H231L233 69L232 73H230V69H229V64H226V63H229L227 60H225V58H223V60H220L222 65L224 62L222 61H227L225 64V67L223 66V68H221L222 66H219V64H221L219 61V64H217V67L219 66L221 69L219 70V73L215 75L214 72H212V67L210 66L211 68V71L213 74L212 77L213 80L210 82V84H208V88H207V91L208 92V96H206V94L204 96H206L207 100L203 98V101L205 102L206 101H212V103L214 102L215 103V100L217 102V96L220 95V91L221 90H224L225 93H223V91L221 92V95H226V96H223L222 99H226V104L228 105L227 106V109L229 108V106L232 104L231 102L234 103L235 100H230L231 98L232 99H236V101L240 100V98L242 99V97L246 96V90H249V92L247 93H252V90L255 89V88H259L261 83L262 82V78H264V74L263 73H260L259 75L261 76H256V77H253L252 76V71L253 69L257 68L259 69V71H261L260 69L261 68H264V59L263 58H259L255 55V51L256 49L254 47H250L248 48ZM89 52V51H88ZM87 52V53H88ZM244 52V51H242ZM86 53V54H87ZM165 53V52H164ZM203 53V52H202ZM96 54V52H95ZM70 55V56H68ZM225 55V54H224ZM226 55H228L226 53ZM231 55V54H230ZM237 55V53L235 54ZM242 55V53H241ZM59 56H64V59H59L58 57ZM74 57V56H73ZM86 57H89L88 55H86L84 58ZM91 57V58H90ZM89 58L91 59V61L93 62V57L90 56ZM197 57V56H196ZM226 57V56H225ZM238 57V55H237ZM61 58V57H60ZM191 58V57H190ZM201 58V57H200ZM228 58V57H227ZM194 63H193V66L191 68H182L183 71H181L182 73H180L179 71V74L181 75V84H178V88L176 89H170V91L168 92V90L166 89V86L168 84V81H169V77H170V74H168L167 72L170 70H168L167 72H163V75L161 74H158L160 76L157 84H158V87L161 89V92L162 91H166L164 93H169L168 96H165L167 97L166 99V102H164L163 104V107L162 108H157L159 109V111L162 113L161 115L163 116H160V115H156L152 121H150L149 124L152 125V123L155 124V128L157 129H161L162 127H164L166 125V120L170 117L173 116V114L176 112L177 110V107L176 104L178 103L179 99L181 98V96L186 93L187 91V86H188V83L192 77V75L194 74V72H196L197 70L196 69V65L195 63L197 64V62L199 60L197 59H193V57L191 58ZM188 60L190 61L191 63L193 62L192 60ZM216 59V58H215ZM229 59V58H228ZM98 60V61H97ZM197 60V62H195ZM202 60V59H201ZM218 60V58H217ZM49 62L50 65L49 66H46L45 63L46 62ZM187 61V63H188ZM237 61V60H236ZM235 61V62H236ZM98 62V64H97ZM189 62V63H190ZM201 62V61H200ZM213 63H215V61H212ZM232 62V61H231ZM233 62V63H235ZM190 63V64H191ZM211 64L212 66H215V64ZM63 64H68V68L67 70H78L79 71V74L77 73V76H72L71 73H69L68 71V75L67 77H61L58 72H61L62 68H59L61 67ZM96 64V65H95ZM202 64V62H201ZM199 64V65H201ZM195 65V66H194ZM228 65V66H227ZM24 66V67H23ZM173 66V65H172ZM191 66V65H190ZM198 66V64H197ZM227 66V67H226ZM200 67V66H199ZM198 67V68H199ZM216 67V68H217ZM233 67V66H232ZM59 68V70L57 69ZM175 67H172L171 69H173ZM225 68V69H224ZM242 68H246V70H248L247 72V75L243 76L242 79H237L238 75L240 72H238L239 70H241ZM180 69V67H179ZM178 69V70H179ZM224 69V70H223ZM177 70V69H176ZM195 70V71H194ZM223 70L221 73L220 71ZM242 70V71H244ZM264 70V69H263ZM262 70V71H263ZM70 71V72H72ZM215 71V69H214ZM261 71V72H262ZM170 72V71H169ZM172 72V70H171ZM177 72V73H178ZM216 72V71H215ZM218 72V71H217ZM8 73V74H7ZM67 73V72H66ZM165 73V74H164ZM167 73V74H166ZM173 74V73H172ZM176 74V73H175ZM174 74V77L178 76V75H175ZM158 76V77H159ZM242 76V75H241ZM179 77V76H178ZM178 77L176 78V84L178 83L177 82V79ZM206 77V76H205ZM106 78V77H105ZM208 79L211 78L210 77H207ZM239 78V77H238ZM95 79V80H96ZM238 81H237V80ZM207 80V79H206ZM156 82V80H155ZM207 82V81H206ZM205 82V83H206ZM208 82V83H209ZM174 83V84H175ZM170 84V83H169ZM137 85V84H136ZM156 85V84H155ZM180 85V86H179ZM206 85V84H205ZM127 86H132V85H127ZM141 86V85H140ZM144 86V85H143ZM133 87V86H132ZM131 87V88H132ZM139 87V86H138ZM201 87V86H200ZM131 88H127L125 87L126 90L128 89H131ZM203 88V87H202ZM206 89V87H204ZM243 88V89H242ZM244 88H246V90H244ZM260 89V88H259ZM124 90V89H123ZM125 90V91H126ZM172 90V91H171ZM203 90V89H201ZM244 90V91H242ZM251 90V91H250ZM258 90V89H257ZM129 91V90H128ZM126 91V92H128ZM191 91V90H190ZM189 91V92H190ZM253 92H255V90H253ZM75 93V92H74ZM223 93V94H222ZM73 94V93H72ZM163 94V93H162ZM118 95V94H117ZM221 95H220V98H221ZM250 96V94H248ZM252 95V94H251ZM111 96V95H110ZM132 96V95H130ZM129 95H126L125 99L130 102L129 104L132 106V109L133 111L131 112V114L128 115V124L125 128H127L126 132L127 133H130L131 130L134 128V122L136 121L137 119V116L140 115L139 113H136L137 111V108H138V102L136 100L138 99H133V98H130ZM248 96V97H249ZM135 97V96H134ZM137 97V96H136ZM116 98H120L119 96L116 97V96H113V97H109L108 99V102L106 101V104H105V107L102 109V111L104 113L107 114V122L104 124V132H105V135L103 137V139H100L99 140V144L101 146L100 149H102V152H104L105 154H103V159H102V162L105 161L107 159V155L108 153L111 151L112 149V141L113 139L117 136V133H116V130L119 126V120H120V112L116 111L115 110V107L116 106H119L120 105V100L119 101H116L117 99ZM56 99V100H55ZM161 99V98H160ZM257 99V98H255ZM258 100V99H257ZM222 102H220V106L224 103V100H221ZM231 101V102H230ZM250 101V100H249ZM248 101V102H249ZM162 102V103H163ZM254 102V101H252ZM133 103V104H132ZM158 103V102H157ZM206 103H209V102H206ZM228 103H231V104H228ZM237 103V102H235ZM33 104V103H32ZM141 104V103H140ZM139 104V105H140ZM144 104V103H143ZM225 104V105H226ZM254 104V103H253ZM253 104H248L251 108L248 109L247 111V114L245 113L246 110L243 108L242 110H245V111H240V118L243 119L242 123L245 122V124H242V125H237L238 122H237V119H233L234 121H236L237 123L235 124L234 122V125H232L231 121H230V125L232 126H226L227 128H230V130H228V134H224V133H221L222 131H220V134H223L224 138L226 140H224L223 138V142H221V139L218 138V140L220 141L219 144H216L212 147H210L208 150L205 149L206 151V154H202L199 156V155H196L197 156V159L196 161H194L193 163L196 165L195 166V169L197 167L199 168L196 169L194 171V167L192 166L190 168V173H191V176L190 177H196V175L194 173H192L193 171L197 174L198 170L200 171V173H203L204 169H206L207 167H203L201 168V164H202V160L203 159H209L210 157V161L212 158H216V156H225V157H229L233 154L235 148H236V140L238 141H243L245 143V140L248 141V140H251L253 135H254V131L256 132L255 130V126L257 128V125L258 123H256L258 120V117L255 116V111H256V106L253 105ZM56 105V106H57ZM124 105V104H122ZM121 105V107H122ZM206 105V104H205ZM211 103H209L208 106H210ZM214 104H212V106H210V109L208 108L207 110V113L208 115L210 116V120H211V126L210 128H206V132L210 133L208 134V138H207V141L208 139L210 138L209 135H214L212 137H216V132L213 133L214 131V124H215V127H216V121L217 119L215 118V114H218L221 112V110H217L214 108L213 106ZM258 105V104H257ZM160 106V105H159ZM208 106H205V107H208ZM224 104L221 106L222 109H226V107H223ZM254 106V107H253ZM145 107V106H144ZM216 107V106H215ZM120 108V107H118ZM141 108V107H140ZM143 108V107H142ZM148 108V107H147ZM153 108V107H152ZM156 108V107H154ZM247 109V107H245ZM253 108L255 109L254 113L252 112L253 111ZM57 109V107H56ZM55 109V110H56ZM205 109V108H204ZM225 110L226 113L229 112L228 110H230V108L228 110ZM155 110V109H154ZM46 111V110H45ZM52 111V110H51ZM121 111V110H120ZM151 111V110H150ZM215 111H217L215 113ZM220 111V112H218ZM224 111V112H225ZM21 112V111H20ZM23 112V111H22ZM32 112H35L32 111ZM44 112V110H43ZM41 112V113H43ZM100 112V111H99ZM142 112V111H140ZM154 112V111H153ZM159 112V114H160ZM224 112L222 111V113L224 114ZM252 112L254 114V121L252 120L251 122L247 121V119L249 118V120H251V117L253 118V114L250 113ZM31 113V112H30ZM39 113V116L40 114ZM205 113V114H207ZM221 113V114H222ZM243 113V115H242ZM245 113V114H244ZM18 114V115H16ZM34 114V113H33ZM32 113L30 115H33ZM37 114V113H36ZM48 114V112L46 113V115ZM59 114V113H58ZM200 114V113H199ZM251 114V115H250ZM242 115V116H241ZM260 115V113H258V116ZM43 116V114H42ZM45 116V115H44ZM130 116V117H129ZM237 116V115H236ZM247 116V117H246ZM46 117V116H45ZM201 117V115H200ZM213 117V118H211ZM217 117V116H216ZM219 117V115H218ZM246 117V120L244 121ZM260 117V116H259ZM31 118V117H30ZM203 118H207V117H203ZM224 118V117H223ZM223 118H219L218 121H221ZM232 118H238V117H232ZM33 119V117L31 118V120ZM241 119L238 118V120L240 121ZM260 119V118H259ZM48 120V119H45V121ZM148 120V119H147ZM204 120V119H203ZM232 120V121H233ZM142 121V120H141ZM148 121V122H149ZM256 121V122H255ZM147 122V121H146ZM144 122V123H146ZM152 122V123H151ZM206 122V121H205ZM259 122V121H258ZM36 123V122H35ZM220 123V122H219ZM37 124V123H36ZM44 124V123H43ZM142 124V123H141ZM207 124V123H206ZM241 124V123H239ZM247 124V125H246ZM257 124V125H255ZM24 125V124H23ZM41 125V124H40ZM126 125V124H125ZM138 125H140L138 123ZM35 128L33 129H36V126L34 124ZM42 126V125H41ZM168 126V125H167ZM180 126V125H179ZM31 127V126H30ZM33 127V125H32ZM40 126H38L39 128ZM151 127V126H150ZM183 127V126H182ZM1 128V127H0ZM27 129V128H25ZM135 129H137V127H135ZM168 129L170 130H174L176 131L177 130V127H176V124H171L169 123V127ZM24 130V129H23ZM153 130V129H152ZM163 130V129H162ZM136 131V130H135ZM158 131V130H156ZM244 131V132H243ZM29 132V131H28ZM33 132V131H32ZM138 132V131H137ZM159 132V131H158ZM170 132V131H169ZM188 132L190 133L191 131L188 130ZM226 133V131H224ZM242 132V133H241ZM21 133V132H20ZM153 133H155L153 131ZM152 133V134H153ZM167 133V132H166ZM213 133V134H211ZM164 134V133H163ZM220 134H218L217 136H220ZM239 134V135H237ZM126 135V134H125ZM155 135V134H154ZM161 135V134H160ZM171 135H172V132H171ZM187 135V134H186ZM226 135V136H225ZM135 136H136V133H135ZM162 136V135H161ZM160 136V137H161ZM163 137V136H162ZM126 138V137H125ZM154 138V136H153ZM167 138V137H166ZM127 139V138H126ZM244 139V140H242ZM119 140V139H118ZM263 140V139H262ZM261 140V141H262ZM216 141V140H215ZM237 141V142H238ZM40 142V141H39ZM42 142V141H41ZM98 142V140H97ZM122 142V141H121ZM126 142V140H125ZM206 142V141H205ZM217 142V141H216ZM251 142V141H250ZM38 143V142H37ZM33 144L32 147L33 148H28L27 145H25L26 147L25 148H20V149H29L30 152V159H28L27 163L23 165L21 164L20 166L17 167V171L15 172H10L9 170L5 169L6 166L5 164H8L10 162H7L5 164L2 163V169L0 168V204L3 203L2 205V210L4 209H7L9 208L10 206L12 207V205H8L7 202H15L16 200H20L23 198V191H28L31 195L35 192H37V190L39 189L40 185L44 183V181L48 180V181H51V182H54L56 183V180H55V175L57 174V172L61 169H58L57 171H55L54 173H52V176H48L46 175L47 171L49 169H51V171L55 168L52 169V167L57 163V154L54 155V156H51V154H49L47 152V155L49 154L51 156V158L49 157V160L47 161L46 159V163L44 161V158H43L40 154L37 153L36 151V147L35 145H39V144ZM158 143V142H157ZM166 143V142H165ZM240 143L242 142H239L238 144L240 145ZM261 145H259V147L261 149L260 150V161H261V158H262V161L259 162L261 163L260 164V167L257 166V168L259 167L261 170H264V144H262V142H260ZM264 143V142H263ZM215 144V143H214ZM243 144V143H242ZM56 145V144H55ZM63 145V144H62ZM238 145V146H239ZM248 145L247 147H249L250 144H246ZM58 146V145H57ZM142 146V145H141ZM145 146L146 145H143L141 148H138V152H137V155H135V159H137L136 156H142L144 153H147L148 151L144 152L146 149H145ZM153 146V145H152ZM164 146V145H163ZM242 146V145H241ZM244 146V144H243ZM31 147V146H30ZM56 147V146H55ZM53 147V148H55ZM126 147H129V146H126ZM162 147V144L161 143H158L156 144V146L153 148V151H157L159 150L160 148ZM246 146H244L245 148ZM13 148V147H12ZM52 148V147H51ZM50 148V149H51ZM32 149V150H31ZM56 149V148H55ZM18 150V149H17ZM59 150V149H57ZM242 150V148H241ZM258 150V151H259ZM40 151V150H39ZM51 150H49V152H51ZM204 151V153H205ZM237 151V150H236ZM240 151V149H239ZM245 151V150H244ZM53 152V151H52ZM51 152V153H52ZM54 153V152H53ZM63 153V152H62ZM156 153V152H155ZM240 153L242 154L243 151ZM259 153V152H258ZM257 153V154H258ZM151 154V153H149ZM185 154V153H184ZM238 154V153H237ZM236 154V155H237ZM61 155V154H60ZM132 155V154H131ZM134 155V154H133ZM146 155V154H145ZM29 156V155H28ZM56 156V157H55ZM63 156V155H62ZM144 156V155H143ZM173 156V155H171ZM47 157V158H48ZM99 157V156H98ZM130 157V156H129ZM167 157V156H166ZM166 157L164 159H166ZM100 158V157H99ZM194 158V157H193ZM220 158V157H219ZM259 158V157H258ZM62 159V158H60ZM59 159V160H60ZM127 159V158H125ZM135 159H133L134 161H136ZM168 159V158H167ZM111 160V159H110ZM131 160V159H130ZM130 160H127V162L124 161L125 163V166L122 164V167L124 166V168L122 169V172L124 173V175H126L128 172V169L131 168V166L133 167L132 165V161ZM137 160H140V159H137ZM194 160V159H193ZM204 160V161H205ZM215 160V159H214ZM62 161V160H61ZM66 161V160H65ZM163 161V160H161ZM165 162L168 161V160H164ZM210 161L207 163L209 164ZM213 161V160H212ZM18 162V161H17ZM25 162V161H24ZM107 162V161H106ZM109 162V161H108ZM112 162V161H111ZM214 162V161H213ZM93 164V161L91 162ZM135 163V162H134ZM137 163V161H136ZM160 163V162H158ZM157 163V164H158ZM167 163V162H166ZM219 163V162H218ZM101 166H99L100 168L103 167L102 163H100ZM164 164V163H160L158 164L159 167L161 168V166ZM190 164V162L188 163ZM193 164V165H194ZM59 165V164H57ZM61 165V164H60ZM63 165V164H62ZM61 165V167H63ZM107 165V164H105ZM111 165V164H110ZM113 165V164H112ZM161 165V166H160ZM192 165V164H191ZM190 165V166H191ZM15 166V168H16ZM95 166V165H94ZM154 166V165H153ZM165 166V164H164ZM64 167H65V164H64ZM63 167V168H64ZM110 167V166H109ZM114 167V166H113ZM121 167V168H122ZM188 167V166H187ZM216 167V169H215ZM214 167V172L211 173L208 179V177H206L208 180H206L205 178V183H203L202 186L198 187V189H202L201 193L199 192L198 194V197H199V200L197 202L200 201L201 198H203L202 200H204V198H206V194L204 195L203 192L205 189H208L207 190V194H210L209 191H212L211 192V195H209V197L207 198V203L209 205V207H207L204 203H202V206H201V202H200V205L201 207H203L202 209L200 207H196V203H194L195 201L194 200H197L198 197L196 199L193 200V202H191L192 204L189 205L191 206L193 209H191L190 207H186L184 208V210L187 212V215L186 213L184 212V210L182 211L184 213V215H179L180 217H178L179 219H177V221L179 222H175L176 223H179V229H181L183 226H185L188 222V218L189 217V220L191 216H188V214L194 216L193 217V220L196 219L197 217H199L200 215L203 216L202 212H200L201 210L204 209V207L206 206L207 209L210 208V204L212 203L214 205V201L218 200L221 202V200L219 199H222V201L224 200L222 198V194L221 192H219L218 190V185L219 183L216 184V179L218 180L219 182V179L218 178H221L222 179L224 178L226 180V178H228L227 180H232L234 179V181L236 182V184H238L239 186L241 185V181L243 179V177H247V167L248 165L246 164L245 167H238L237 164L231 160L228 159H223L221 160V162L219 163V165L217 164V166ZM69 168V166H68ZM155 168V167H154ZM102 169V168H101ZM105 169V168H104ZM158 169V168H157ZM157 169L155 168V170L157 171ZM203 169V170H202ZM208 169V168H207ZM206 169V170H207ZM236 169V170H235ZM259 169V172H262L261 170ZM63 170V169H62ZM69 170V169H68ZM153 169L150 168V173H148V169L146 170V174H151ZM162 171L164 169H161ZM174 170V169H173ZM185 170V169H184ZM193 170V171H191ZM216 170V171H215ZM13 171V170H12ZM160 171V169H159ZM160 171V173L162 172ZM221 171V172H220ZM258 171V169H257ZM61 172V171H60ZM101 172V171H100ZM105 170L103 171L102 173V176H100L98 173H96L95 171V167H90L89 164L86 165L84 168H83V174L85 175V189L83 191L82 194H79V193H75L76 194V198L73 197L71 199L73 205L75 206V210L74 212L77 213L76 217L74 218L73 217V211L70 210L69 207H66V208H61L60 206V200L59 202H57L56 204H53L52 206L49 207V211H48V214H37L36 218H35V221L33 222L32 224V234L30 235V237L28 239H24L23 242H24V247L19 250V251H16V252H10L13 256L11 257V260H10V263H7V261L5 260H2L0 261V264H32L35 260V258L40 255V254H46L54 245L56 244H60L62 241H63V238H64V235L69 231L71 230L72 228H75L77 225H79L80 223H82L83 219L86 217V214L88 212V210L93 206V204L97 201L98 199V196L102 193V190L104 187V184H106L105 182L107 181L108 179V172H109V168L106 169V172L104 174ZM188 172V171H187ZM220 172L222 175L219 176V173ZM251 172V171H250ZM64 173V172H63ZM139 173V172H138ZM144 173V174H145ZM159 173V172H158ZM165 173V172H163ZM173 173V172H172ZM183 173V172H181ZM218 173V174H217ZM142 174V173H141ZM142 174L145 178V175ZM193 174V176H192ZM205 174V173H204ZM252 174V173H251ZM250 174V175H251ZM19 175V176H18ZM123 175V176H124ZM153 175V174H152ZM162 175V173H161ZM168 175V174H167ZM195 175V176H194ZM207 175V173H206ZM249 175V174H248ZM256 173H254L253 176H255ZM24 179H28V182H22L21 180L18 179V177H20V179L22 178ZM122 176V177H123ZM147 176V175H146ZM155 176V172H154V175L153 176H150V177H146L147 179H149L150 181V178L154 177ZM158 176V177H157ZM157 176H155V178H161L160 174H158ZM160 176V177H159ZM166 176V175H164ZM181 176V183H185V186L189 184V182L191 183V180L192 178H190L188 176L187 173L184 172V175ZM253 176H249V178L247 177V179H250L252 178ZM260 176V175H259ZM26 177V178H25ZM141 177V178H142ZM264 177V176H263ZM22 178V180H24ZM166 178V177H165ZM163 177V181L165 179ZM167 178H170L167 176ZM230 178V179H229ZM255 178V177H254ZM143 179V178H142ZM141 179V180H142ZM147 179H143V181L147 180ZM179 179V177H178ZM191 179V180H190ZM220 179V187L222 186V182L223 180ZM158 180V179H157ZM160 180V179H159ZM158 180V182H159ZM226 180V181H227ZM111 181V180H109ZM142 181V182H143ZM176 181H178L176 179ZM189 181V182H187ZM225 181V182H226ZM84 182V181H83ZM188 184H187V183ZM222 182V183H221ZM231 181H229V185H232L230 184ZM153 183V181H152ZM161 183V182H160ZM179 183V181H178ZM177 182H173L170 183L171 186L174 188V192L172 191V187L171 188V192H169L170 195H175L177 193V189H178V186L180 185L181 187H184L183 184L179 183L178 184ZM64 184V183H63ZM108 184V183H107ZM127 184V183H126ZM176 184V185H175ZM178 184V186H177ZM143 184L141 183V185H139V188L142 186ZM217 185V187H216ZM106 186V185H105ZM177 186V188H176ZM179 186V187H180ZM239 186H236L234 185L233 187L234 188H238L239 189ZM107 187V186H106ZM130 187V186H129ZM142 188V187H141ZM140 188V189H141ZM170 188H169V191H170ZM241 188V187H240ZM125 189V188H124ZM123 189V190H124ZM127 189V188H126ZM139 189V195H140V199L139 196L137 198L136 201H138L137 203L134 204V201L133 203H131V207H133L135 205V207H133L131 209V207H129L130 211L128 210L127 212H131V213H128V216L129 219L126 220V222L128 223V220H129V223L132 225V223L135 221L137 217V215L140 213V208H141V205L142 207L144 206L143 204L147 201V203L152 199L153 200V197L154 196H157L156 193H157V190H158V187H153V186H150L147 182L144 183V186H143V189L142 192L140 193V190ZM180 189V188H179ZM210 189V190H209ZM224 190V188H221V190ZM228 190V189H227ZM226 190V191H227ZM40 191V190H38ZM42 191V190H41ZM200 191V190H199ZM225 191V190H224ZM185 192V191H183ZM165 193V192H164ZM205 193V192H204ZM223 195L225 197L228 196L227 192H222ZM228 193H230L228 191ZM201 194V195H200ZM234 194H236L234 192ZM124 195V193H123ZM126 195V194H125ZM168 194H166L167 196ZM169 195V196H170ZM197 195V194H196ZM227 195V196H226ZM122 196V195H121ZM120 196V198H121ZM167 196V198H170V200L167 198L166 201H171V198H173L172 196L169 197ZM211 196V197H210ZM223 196V197H224ZM229 196H232V193L229 194ZM234 197H236V195H233ZM232 196V197H233ZM216 197H220L219 199H217ZM155 198V197H154ZM231 198V197H230ZM123 199V198H122ZM164 199V198H163ZM228 199V197H227ZM227 199L225 198V203L227 202ZM173 200V199H172ZM120 201V200H119ZM160 201V200H159ZM173 201H176V200H173ZM206 201H203V202H206ZM217 201V202H218ZM223 201V202H224ZM229 201V199H228ZM151 202V201H150ZM167 202V203H168ZM172 202V201H171ZM215 203L218 205V203ZM220 205H222V203ZM120 203V202H119ZM122 203V202H121ZM125 203V202H124ZM145 203V206L146 204ZM170 203V202H169ZM168 203V204H169ZM173 203V202H172ZM170 203V204H172ZM168 204H162L161 206H159L160 208L162 207V212H167V207L169 206ZM204 204V206H203ZM133 205V206H132ZM195 205V206H194ZM212 205V206H213ZM215 205V206H217ZM219 205V206H220ZM137 206V207H136ZM144 206V208H145ZM194 206V207H193ZM211 206L210 209H213ZM140 207V208H138ZM196 207V208H195ZM214 207V206H213ZM119 208V206H118ZM157 208H158V205H157ZM158 208V209H160ZM198 208H200L201 210H199ZM215 208V207H214ZM217 208V207H216ZM143 209V208H142ZM148 209V208H147ZM155 210V211H158L160 212L159 210ZM188 209H191L188 211ZM207 209L205 211H207ZM238 209V208H237ZM51 210V212H50ZM132 210V211H131ZM113 212V210H111ZM115 211H118V210H115ZM203 211V212H205ZM232 211H236L235 209L232 210ZM231 211V212H232ZM142 210H141V213L142 214ZM190 212V213H189ZM234 212L233 215H234ZM119 213V212H118ZM157 213V212H156ZM144 214V213H143ZM146 214V213H145ZM236 214V212H235ZM231 215L232 219H234L235 217ZM116 216V215H115ZM182 216V217H181ZM196 216V217H195ZM143 217V216H142ZM154 217V216H153ZM168 217V216H167ZM115 218V217H114ZM147 218V217H146ZM151 220L153 219L152 217H150ZM203 219V217H201ZM102 219V217H101ZM99 219V221L101 220ZM198 219V218H197ZM201 219V220H202ZM229 219V218H228ZM200 220V219H199ZM107 221V220H106ZM111 221H112V218H111ZM150 221V220H149ZM156 221V220H155ZM190 221V222H192ZM196 221V220H195ZM204 220H202L203 222ZM108 222V221H107ZM188 222V223H190ZM201 222V221H200ZM90 223V222H89ZM125 223V227H128V229H125L126 230H129L131 228V226H129V224ZM154 223V222H153ZM176 223H174V225L178 226ZM231 223V222H230ZM50 224V225H49ZM110 224V223H107V225ZM148 224V223H147ZM173 224V223H172ZM202 224V223H201ZM101 225V224H100ZM123 225V224H122ZM127 225V226H126ZM144 225V224H143ZM230 225V224H229ZM84 226V225H83ZM109 226V225H108ZM133 226V225H132ZM172 228L175 229V227ZM182 226V227H181ZM103 227L102 229L104 230H100V228ZM99 228L100 231H102V233L100 231L96 232L95 233V250H93V252L91 253L92 254V257H91V262L93 263L92 260H95L97 261V258L98 256H95L94 257V252L101 246L99 243L101 242L100 240H102L101 238L104 237V235L107 233L106 232V225H103ZM123 227V228H125ZM147 227V226H145ZM154 227V226H153ZM85 228V227H84ZM120 228V227H119ZM122 228V229H123ZM176 228V229H177ZM82 229V228H81ZM95 229V228H94ZM93 229V230H94ZM142 229V228H141ZM175 229V231H176ZM78 230V229H77ZM124 230V229H123ZM151 230V229H150ZM244 230V228L242 229ZM246 230V229H245ZM124 231V232H125ZM159 231V230H158ZM203 231V229H202ZM207 231V230H206ZM212 231V230H211ZM210 231V232H211ZM77 232V231H76ZM101 233V234H98V233ZM106 232V233H105ZM121 232V231H119ZM123 232V233H124ZM129 232V231H128ZM157 232V231H156ZM171 232V231H169ZM168 232V233H169ZM199 232V231H198ZM197 232V233H198ZM69 233V232H68ZM152 233V232H151ZM158 233V232H157ZM202 232L200 230V232L198 233V235H200ZM204 233V232H203ZM213 233V232H212ZM159 234H162L161 232H159ZM186 234V233H185ZM207 234V233H206ZM205 234V235H206ZM211 234V233H210ZM107 235V234H106ZM122 235V234H121ZM120 235V237H121ZM124 235V234H123ZM156 235V234H155ZM163 235V234H162ZM162 235H159L161 236V238L163 237ZM171 235V234H170ZM208 235V234H207ZM67 236V234H66ZM69 236V235H68ZM119 240H120V237L119 235H115ZM114 236V237H115ZM129 236V235H128ZM158 236V237H159ZM165 236V239L167 242H168V239L170 241V236L168 235H164ZM196 238L197 237V234L195 235ZM211 236V235H210ZM241 236V235H240ZM113 237V239H114ZM115 237V238H116ZM229 237V236H228ZM107 238V239H105ZM164 238V237H163ZM167 238V239H166ZM192 238H195V237H192ZM195 238V241H197L198 239ZM200 238V237H199ZM233 238V236H232ZM229 241H226V244L224 242V245H222L221 243V248H222V255H229L230 257V254L229 253L230 251L232 252V250H235L233 249L234 248V243L236 241H239L241 238H243L242 240L245 239V236L244 237H240L239 239H235L233 238ZM65 239V238H64ZM103 239H105L106 243L108 241L107 244H109V240L110 238L108 239V236L107 237H104ZM113 239L112 242H113ZM131 239V238H130ZM158 239V238H157ZM186 240L188 239V242H186L185 240V243L189 246V242L190 243V247H188L187 249L190 250V248L192 247L193 244V239L191 241V238H185ZM190 239V240H189ZM110 240V242H111ZM119 240H115L114 239V242L110 243L109 246L107 245V247L112 250H110V253H114L116 252V254H112V255H117L118 253V257H119V252H117L116 250L113 252L114 249H117L116 246L114 245L115 241L116 242V245L118 243ZM161 240V239H160ZM200 240V239H199ZM203 244H207L206 243V239L203 240ZM222 240V239H221ZM224 240V239H223ZM227 240V239H225ZM242 240H240L239 242L237 243H240ZM103 241V240H102ZM130 243H131V240H129ZM159 241V239H158ZM205 241V243H204ZM6 242V241H5ZM8 242V241H7ZM22 242V243H23ZM125 242V241H124ZM123 242V243H124ZM134 242H137V240H135ZM156 242V241H155ZM166 242V243H167ZM17 243V242H16ZM19 243V241H18ZM21 243V244H22ZM154 243V242H153ZM165 243V244H166ZM201 243V242H200ZM235 243V244H237ZM243 243V242H242ZM112 244V245H111ZM119 244V243H118ZM126 244V243H125ZM136 245V243H134ZM133 244V245H134ZM158 244V243H157ZM197 244V243H196ZM3 245V244H2ZM111 245V246H110ZM113 245L115 247H113ZM167 245V244H166ZM175 245V244H174ZM94 246V245H93ZM119 246V245H118ZM132 246V245H130ZM205 247H208L206 245H204ZM204 246L201 245V247H203L202 249L199 250V244L194 245L195 248H197L198 250L197 251H200V254H198L199 252H195L194 250V247H193V251L190 252V254L193 252L196 253L197 255H200V259H201V252L203 251L205 253V251H207L208 248H206V250H203L204 249ZM112 247V248H111ZM166 247V246H164ZM168 247V246H167ZM200 247V248H201ZM19 248V247H18ZM114 248V249H113ZM136 248V247H135ZM215 248V247H213ZM213 248H210L212 249V253L214 252L213 251ZM217 248L219 247H216V250L217 251ZM122 249V248H121ZM168 249V252L166 250V255H168V253H170V249ZM175 249V248H174ZM108 250V251H109ZM77 251V250H76ZM120 251V250H118ZM211 251V250H210ZM158 252V251H157ZM177 252V251H176ZM99 254V252H97ZM137 253V252H136ZM160 253V252H159ZM1 254V253H0ZM90 254V253H89ZM96 254V253H95ZM97 254V255H98ZM123 254V253H122ZM194 254V255H196ZM211 253H208V255H210ZM66 255V254H65ZM63 255V256H65ZM75 255V254H74ZM109 255V254H108ZM125 255V254H123ZM132 255V253L130 254ZM135 255V254H134ZM163 256V255H162ZM211 256V255H210ZM56 257V256H55ZM94 257V259H92ZM97 257V258H96ZM103 257V256H102ZM116 257V256H115ZM113 257L112 258L114 259L115 263L113 262V260L111 262H113L114 264H117L118 263V257ZM170 257V256H169ZM196 257V256H195ZM198 257V256H197ZM111 258V259H112ZM124 258V256H123ZM122 258V260H123ZM2 259V258H1ZM66 259V258H65ZM116 259V260H115ZM153 259V258H151ZM156 259V258H155ZM155 259H154V263H155ZM160 259V258H159ZM163 259V258H162ZM178 259H181V258H178ZM199 257H198V260H200ZM57 260V258H56ZM121 260V261H122ZM196 260V259H195ZM55 261V260H54ZM51 260V262H53L52 264H55V262ZM94 261V263H95ZM120 261V262H121ZM158 261V260H157ZM179 261V260H178ZM182 261V260H181ZM180 261V262H181ZM208 261V260H207ZM51 262H49V264H51ZM98 262V261H97ZM110 262V263H111ZM142 262V261H141ZM70 263V262H69ZM91 263V264H92ZM112 263V264H113ZM150 264V260L148 262ZM147 262H145L144 264H148ZM153 263V264H154ZM198 263V262H197ZM59 264V263H58ZM60 264H63V262L61 261ZM97 264V263H95ZM100 264V263H99ZM119 264V263H118ZM143 264V263H142ZM176 264H179V263H176ZM198 264H202V263H198ZM204 264V262H203Z\"/></svg>",
  "mask_w": 264,
  "mask_h": 264
}]
</instances>
